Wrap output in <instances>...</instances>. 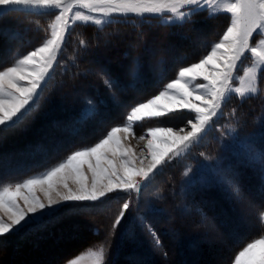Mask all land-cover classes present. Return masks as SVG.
Returning <instances> with one entry per match:
<instances>
[{
  "label": "rangeland",
  "instance_id": "374dc122",
  "mask_svg": "<svg viewBox=\"0 0 264 264\" xmlns=\"http://www.w3.org/2000/svg\"><path fill=\"white\" fill-rule=\"evenodd\" d=\"M76 10L84 15H96L100 18L99 14L91 13L87 9L78 8ZM52 11L54 10H44L43 13L39 10L0 12V46L5 45V40L9 41V39H7L8 37L13 38V40H11L12 42L8 43L12 47L11 52L7 53V55L10 53L9 60L2 64L0 70L6 66H13L17 59L22 58L28 51L34 50L36 47L41 46L47 39L51 38L52 25L55 22L54 16L50 15ZM126 18L132 20L136 18L139 21L149 19L156 23H163V18L161 16L150 14H145L142 17L133 14L127 16H113L112 22ZM228 22L229 15L226 13H220L211 18H209L207 12H200L192 16L188 22L184 23H189L190 27L187 29H185L184 26L182 27L184 33H189L191 36V47L186 48V44L189 40L187 41L185 39V42L180 41L181 43L175 44L171 38H168L169 36H167L163 29L155 28H142L140 35H136L130 31L126 34L116 33L117 35H122L119 36L118 39L113 38L115 33H112V38L109 37V40L108 37L101 36V38H98L101 40L95 42L84 36V34H82L83 31L89 26L101 29L108 23L98 26L95 25L93 21H72V27L67 33L66 41L58 55L55 68L41 92L40 98L33 106V111L29 114H33L34 110L38 108L39 110L42 109L41 111L46 112L48 115L40 113V115H34L29 121H25L27 116L24 120V126L29 127L32 125L36 126L37 130H40V126L45 127L46 124L49 125L48 123H50V121H47V118L50 115L52 120H57L55 121L57 125L59 123L63 124L67 116L65 115L67 113L65 112L67 107H70L68 110L69 115L76 111V113L83 116L85 109L89 106L88 101L92 102L97 113H99L97 109L98 104L94 96L90 95L93 88L100 87L103 91L112 95L116 93L113 88L110 89L105 85L104 77L98 75L101 71V67L98 66L99 61L101 63L102 61L109 60L117 62V60L120 59L122 50L134 51L133 65L131 66L130 64L128 68L125 62L126 66L123 67V71L119 74L121 77L129 79L133 78V72H136L137 78H140V76H145L146 73L148 74L147 70H150L151 75H153L152 77L158 76L157 73L161 70V61L164 60L163 57L169 61L170 64H175L178 62L176 60L179 59L182 51L188 49L194 53V56H196L194 59L183 62L176 67L175 75L158 86L156 90H154V93L150 94V96L144 100L150 99L153 95L159 94L160 91L164 90V86L171 82L172 79L178 78L179 67L187 66L192 62H198L199 58L205 54L206 51L210 50V45L218 39ZM189 25H186V27ZM87 30L93 34L91 29ZM254 37L255 45L264 48V45L261 44V41H264V36L257 33L254 34ZM81 40L86 41V46L80 44ZM113 43L114 46L121 44L123 47L115 51L110 46ZM106 44L110 46V48L107 47ZM96 45L99 46L96 48ZM6 47L7 45L5 48ZM91 54H93V58L95 59L90 57ZM254 59L255 58L251 57L250 53L243 59L241 66L242 71L237 75L236 80L232 82V94L224 102L221 114L214 118L211 127L203 134L199 142L194 143L185 154L172 158L162 165L161 170L155 178L150 181L139 194L135 191H117L108 195L103 204L98 208L99 211L96 209L84 210L75 214H93L94 212L103 214L104 219L102 221V226L99 227L103 229L104 232L100 234L101 236L96 242L75 254H70V256L64 258L60 264H70L73 260H77L78 264H95L96 257L93 253L99 252L101 246H103V257L100 260V264H109L121 235L127 236L128 238V233H134L135 235L134 239L128 238L131 246L134 247H132V249H130V247L128 250L122 252L120 258L118 257V263L151 264L149 261L144 262L146 258L148 260L152 259L155 264H234V255L237 254L247 242H250L252 239L264 238V216H261V211L264 210L261 208V206H264V190L261 188H264V181L261 180L259 165L248 163L245 155L246 150L241 146V142H245L253 151H264V73L257 70L256 78L250 85L249 78L244 76L243 71L251 65ZM128 60L130 59L128 58ZM142 63L144 64L143 67L141 66ZM154 79H156V77ZM198 83L206 82L200 79L190 82V89L193 91L194 95L196 93L203 94L206 91L199 89L197 87ZM250 87H254L256 91H250ZM236 89L243 90V95H241V92L236 91ZM161 103H167V101H161ZM196 103H199V101H196ZM60 105H63V109L57 110ZM124 109V106L120 105L119 108H114L112 110L114 116L116 115V118H118V122L107 128L101 127L102 125L97 128L100 125V121H97L96 124L95 122H91L90 126H92V128L85 132L84 137L77 138L78 136H75V140L77 139L79 141L85 139L84 141L87 142L90 140L91 142L94 141L105 130L124 121L126 112L130 110V106L128 109ZM121 112H123V115L120 118L119 115ZM194 115L195 114L191 113L188 109L176 107L174 111L167 112L165 116L153 118L146 117L142 121L137 122L134 127L136 136L129 133L127 138H124V133H119L118 136L121 138L122 144L132 149L130 155L132 156L134 167H147L151 162V156L146 147L148 139L151 138L148 136L149 128L171 127L174 131H179V129L183 128L184 131L187 132L191 129L188 120ZM98 120H101V118ZM99 129H101V132ZM92 133H95V135ZM180 134L182 135L184 133ZM10 135L11 134L7 132H0V146L2 142V147L5 148L4 151L6 152L10 150L14 152V150L20 148V144L25 142L24 133L22 134L23 136L21 134V136L19 135L21 137L20 140H14L12 139L13 135ZM141 135L144 136V139L138 138ZM157 135L163 136L164 134L158 133ZM68 138L70 139V136ZM68 138L65 139L66 143L69 141ZM159 146L164 147L163 145ZM71 151L72 150H70L68 154H70ZM202 153L203 155H201ZM202 164L210 165L212 168L217 169L220 175L231 176L239 185L242 191V197L237 199L231 196L230 193L222 190V188L214 182V179L207 169L200 172V176L196 183L186 185L185 172L189 169L196 170ZM48 169L49 168L21 180L6 183L4 186L14 189L16 182H23V180L27 178L39 177L45 174ZM229 169H231V172H229ZM136 179L139 180V177ZM203 180H207L208 183H201ZM209 185L214 186L210 188V190L212 189L211 192L209 190L210 193H216L213 196L204 192H208ZM70 186L73 188L76 187L75 184H70ZM205 187L206 189L202 190V188ZM259 187L261 189H259ZM38 189H36L35 195L41 200H44L43 196L38 192ZM114 195H118L117 198L113 199L112 197ZM206 195L209 196L206 197ZM220 198H222L221 200L224 202L220 201ZM125 200L131 203V208L127 213L123 226L118 228L115 234L112 235L111 222L120 205ZM18 203L23 206L22 200L18 201ZM149 204L156 209L165 210V219L162 218L160 219L161 221H156L153 215L149 216L150 212L147 211V206ZM203 204H205L207 208L204 207L205 205ZM225 204L228 207L227 209ZM58 215L61 216L60 221H64L66 226L61 230L55 228L54 222L48 224V226L43 229L33 225L12 235L19 238L23 236L19 234L24 232L22 233L25 235L24 238L31 237L33 239H43L47 236L52 238L54 234L58 242L57 244L61 246L63 241H69L70 238L76 235L73 233L70 234L71 229L80 230L81 225L78 222L80 219H75V215H65L64 210ZM3 216L4 213L0 211V217ZM81 216H83V214ZM138 216L146 217V222L151 225L152 229L159 236L161 247H157L151 236H149L147 229L140 226L139 221L136 219ZM202 216L207 218L210 227L198 228L196 226ZM215 217H218V223L215 222V220L217 221ZM257 221H259L260 224L258 227H256ZM164 225L177 229L174 231L170 228L169 233L166 235L162 231ZM191 230L198 237L201 236L202 233H205V235L196 239H191ZM237 230H239L241 234H237L238 236L236 237L234 232ZM249 234H255V236L245 244L236 246L235 248L232 247L238 237L244 236L247 240L249 238L248 236H250ZM178 237L184 240L183 247L186 249V253H183V255L186 254L185 258H183L185 259L184 261L182 257H179V251L177 250V248L181 246V244L179 245L178 243ZM3 241L5 242V240ZM34 245L36 244L34 243ZM3 246H6V244L3 243ZM35 247H37L36 249L39 248L38 251H43L45 253L48 257V261L60 255L58 254L60 249L58 251L56 244H54V246L50 244L41 245L37 242ZM4 251L7 256H11L12 251L8 247H4ZM142 254L145 256L143 257ZM31 255L34 257L33 253H31Z\"/></svg>",
  "mask_w": 264,
  "mask_h": 264
},
{
  "label": "snow or ice",
  "instance_id": "6c2138e0",
  "mask_svg": "<svg viewBox=\"0 0 264 264\" xmlns=\"http://www.w3.org/2000/svg\"><path fill=\"white\" fill-rule=\"evenodd\" d=\"M78 8L99 14L100 18L96 15H84L76 10ZM48 9L54 10L50 15L55 18L51 38L17 59L13 66L0 70V128L17 127L33 111V106L55 68L74 20L93 21L99 26L111 23L113 16L133 14L142 17L150 14L161 16L166 25L176 26L183 25L200 12H207L209 18L226 13L229 15V22L198 62L179 67L178 78L167 83L159 94L132 104L123 122L105 130L94 141L59 157L39 177L16 182L14 189L0 183V211L4 213L0 217V237L17 234L33 225L43 229L50 223L59 222L61 216L58 214L62 210L65 215H75L99 207L109 194L117 191H135L139 194L155 178L162 165L185 154L208 131L214 118L221 114L224 102L232 94V82L242 71L243 59L247 54L250 53L255 58L243 70L244 76L249 78V84L255 80L257 70L264 73V48L254 43V34L264 36V0H0V12L39 10L43 13ZM80 44L86 46V41L81 40ZM261 44L264 45V41ZM98 75L104 77L108 88L114 86L115 81L107 70L101 69ZM132 76L136 79L137 73L133 72ZM198 79L206 83H198L197 87L206 91L194 95L190 82ZM249 90L256 91L254 87ZM236 91L243 95V90ZM113 101L122 103L115 94ZM161 101L167 103L162 104ZM88 105L82 119L90 118L96 113L91 101H88ZM176 107L188 109L195 114L188 120L191 129L185 132L183 128L179 131H174L171 127L149 128L148 136L151 138L146 147L151 162L147 167H134L130 155L132 149L122 144L118 134L124 133V138L129 133L136 136L134 127L137 122L146 117L165 116ZM78 132L79 129L74 127L73 133ZM158 133L164 135H157ZM138 138L144 139V136ZM241 146L246 150L248 163L259 165L261 180L264 181V151H253L245 142H241ZM205 169L222 190L237 199L242 197V191L232 177L220 175L210 165L202 164L196 170L189 169L185 172V184L196 183L200 172ZM70 180L75 183V188L70 186ZM201 183L206 184L208 181L203 180ZM38 187L43 191L44 200L35 195ZM20 200L23 201V206L18 203ZM130 208L128 200L120 205L111 222L112 235L123 226ZM261 208L264 209V206ZM147 211L157 213L160 210L149 204ZM261 216H264V210L261 211ZM136 219L140 226L147 229L154 244L161 247L159 236L146 222V217L138 216ZM196 226L210 227L207 218L203 216ZM128 238L134 239V233H128ZM93 255L96 257L95 264H100L103 246ZM70 264H78V261L73 260ZM234 264H264V238L247 242L234 255Z\"/></svg>",
  "mask_w": 264,
  "mask_h": 264
},
{
  "label": "trees",
  "instance_id": "16d2710c",
  "mask_svg": "<svg viewBox=\"0 0 264 264\" xmlns=\"http://www.w3.org/2000/svg\"><path fill=\"white\" fill-rule=\"evenodd\" d=\"M37 15H41V14H37ZM135 20L138 19L136 18L133 20L129 18L120 19V20L118 19L111 23H108L106 26H104L101 29H97L94 26H89L87 29L89 30L91 29L93 31V34H91L87 29H85L82 34H84V36L96 42L98 40L99 41L101 40L98 39L101 38V36H106L108 37L109 40L110 38H112V33H115L113 38L118 39L119 36L122 35H117V34H124V33L126 34L128 31H130L131 33L140 35L142 28H146V29L155 28V29H163L164 32L167 34V36H169L168 38H171L175 44L179 43L180 41L185 42L184 41L185 39L189 40L186 44L187 45L186 48L191 47V36L189 33H184L183 31L184 29H182L183 26L185 27V29L189 28L190 27L189 23L172 26L159 22L156 23L155 21L149 19L141 20V21L139 20L135 21ZM186 25L189 26L186 27ZM7 39H9V41L5 40L7 44L5 43L4 46H0V67L2 66V64L6 63L9 60L8 58L10 53L8 55L7 53L11 52L12 50L11 45H9L8 43L12 42L11 40H13V38L8 37ZM6 45L7 47L5 48ZM98 46L96 45V48ZM106 46L110 48V46H108L107 44ZM111 47L116 51L118 50V48H122L123 46L121 44H117V46H114L113 43ZM90 57L92 59H95L93 58V54H91ZM195 57L196 56H194V53H192L188 49L181 52V56L179 57L178 60H176L178 62H176L175 64H170V62L163 57L164 60L161 61L162 67L161 70L157 73L158 76H155L156 79H154L155 77H152L153 75H151L150 70H147L148 74L146 73L145 76H140V78H136V79L124 78L119 75L123 71V67L126 66L125 62L128 68L130 64L131 66L133 65L134 51L122 50L120 59L117 60V62H114L113 60L111 61L109 60V61H102L101 63L99 61V65L98 63L97 65L100 66L101 69L107 70V72L110 74L111 79L115 81V84L112 88L116 92L114 94H116V97H118L122 103H115L113 101L112 94H108L106 91H103L100 87H95L91 91L92 93L90 92L91 93L90 95L94 96V99L98 104L97 109L99 110V113H97L96 110V113L90 118L82 119L83 116H81L79 113H76V111L69 115L68 110L70 109V107L66 106L67 109H65V112L67 113L65 115L67 116L65 117V121L63 122V124L59 123L57 125V123L55 122L57 120L56 119L52 120V118H50L51 116L50 115L47 118V121H50V123H48L49 125L46 124L45 127L40 126L39 127L40 130L39 129L37 130V127L32 125L29 127H25L24 122L32 119L34 115L37 114L40 115V113L48 115L46 112L41 111L42 109L39 110L38 108H36V110H34V113L29 115L26 118V120L17 127L11 129L0 128L1 133H6V132L10 133L11 135H13L12 139L14 140L16 139L20 140L21 138L20 136L23 133L25 135L24 136L25 142L23 144H20V148L18 147L19 149L14 150V152L12 150L8 152L4 151L5 148L2 147L3 143L1 142L0 150L3 151H0V183L4 185L6 183L13 182L15 180H21L30 175L44 171L45 169L50 168L53 165V163L57 161L59 157L68 154L70 150H73L78 146H84L85 144L90 143L91 140L88 142L84 141L85 139L79 141L77 139L75 140V136H78L77 138H80L82 136L84 137L85 132H87L90 128H92V126H90L91 122L93 123L95 122L96 124L97 121H100V125L97 128H99L101 125H102L101 127L107 128L110 125L118 122L119 121L118 118H116V115L114 116L113 114L114 112L112 111L114 108H119V106L122 105L125 108L124 110H126L133 103L140 100H144L145 98L149 97L150 94L154 93V90H156L158 86L162 85L169 78L175 75L176 67H178L183 62L191 61ZM128 58L130 60H128ZM141 66L143 67L144 64L142 63ZM132 85L135 86L133 87ZM60 106L57 110H60L61 108L63 109V105ZM122 115L123 112L120 113L119 115L120 118L122 117ZM100 118L102 121L98 120ZM74 127L79 129V132L76 134L73 133ZM100 130L101 129H99V131ZM92 134L95 135V133ZM66 136L68 137L70 136V139ZM67 138L69 139V141L66 143L65 139ZM213 187H214L213 185H209L208 192L207 191L204 192L210 194L211 196L215 195L216 193L214 194L210 193L212 191V189L210 190V188ZM261 188L264 189L263 187ZM261 188L259 187V189ZM204 189H206V187L202 188V190ZM117 196L118 195H114L112 198L115 199L117 198ZM207 196L209 195H206V197ZM221 199L222 198H220L219 200L224 202ZM99 207H93L90 210L96 209L99 211L98 209ZM204 207H206V205ZM225 207L226 209L228 208L226 204ZM159 210L160 211L157 213H150L149 216L153 215L154 220L156 219V221L158 220L161 221L160 219L162 218L165 219L166 211L163 209H159ZM82 214L83 216H81ZM81 215L74 216L75 219H80L78 222L81 225V229L80 230L71 229L70 234L73 233L76 235L73 238H70L69 241H63L61 246L57 244L58 242L52 231H51V233L53 234L52 238L48 236L43 239L42 238L33 239L31 237L24 238L25 235L22 234L24 232L19 234V235H23L19 238H17L14 235L0 237V264H60L63 261V259L70 256V254H75L80 250H82L83 248L96 242L100 238L101 236L100 234L104 232V230L100 229L99 227L102 226V221L104 219L103 214L94 212L93 214L81 213ZM216 219L217 221L215 220V222L218 223L219 221L218 217ZM54 225L56 226L55 228L57 230H61L62 228L66 227L65 222L60 220L59 222H55ZM258 226H260L259 221H257L256 227ZM170 228L173 229L174 231L177 229L173 227H167V225H164L162 230L163 233L167 235L169 233ZM234 233L236 237L238 236L237 234L239 235L241 234L239 230L235 231ZM194 234L195 233L191 230L190 231L191 239H196L205 235V233L204 234L202 233L201 236L198 237L196 234H195L196 236ZM254 236L255 234L254 235L251 234L250 236H248L249 238L247 240L244 236H240L233 243L232 247L235 248L236 246L245 244L248 240H250ZM3 240H5V242ZM37 242H39L41 245L50 244L54 246V244H56V248H58V251L60 249V251L58 252V254L60 255L57 258L48 261V257L45 255V253L43 251H38L39 248L36 249L37 247L35 246L37 245ZM3 243H5L6 246H3ZM34 243L36 245H34ZM178 243L179 245L181 244V246L177 248V250L179 251V257H182V260L184 261L185 259L183 258H185L186 255V254L183 255V253H186V249L183 247L184 240H182L181 237L180 238L178 237ZM4 247L5 248L8 247L12 251L11 256L6 255V252L4 251ZM132 247L134 246H131L130 240L127 238V236L121 235L117 247L114 250L115 252L111 256L112 258L110 259L109 264H117L119 262L118 259L120 258V254L128 250L129 248L132 249ZM40 249L42 250L41 247ZM31 253L34 254V257L33 255H31ZM142 255L143 257L145 256L144 254ZM144 260H145L144 262L149 261L151 264H155L152 261V259L148 260L145 258ZM118 264H128V263L122 262Z\"/></svg>",
  "mask_w": 264,
  "mask_h": 264
},
{
  "label": "bare ground",
  "instance_id": "6f19581e",
  "mask_svg": "<svg viewBox=\"0 0 264 264\" xmlns=\"http://www.w3.org/2000/svg\"><path fill=\"white\" fill-rule=\"evenodd\" d=\"M187 41H188V40H187ZM111 45H112V44H111ZM111 45H110V46H111ZM69 183H70V184H75V183H72V181H71V180L69 181ZM38 188H39V187H38ZM38 188H37V189H38ZM38 192H39V193H40V195H41V196H43V198H44L43 191H42V190H40V188L38 189ZM240 208H241V207H240ZM239 212H240V211H239Z\"/></svg>",
  "mask_w": 264,
  "mask_h": 264
}]
</instances>
